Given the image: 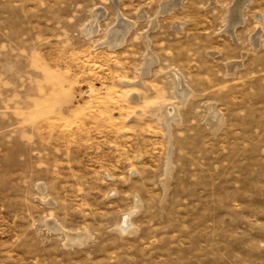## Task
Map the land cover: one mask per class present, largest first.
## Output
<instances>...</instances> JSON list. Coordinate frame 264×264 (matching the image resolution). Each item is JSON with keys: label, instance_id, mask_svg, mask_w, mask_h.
Masks as SVG:
<instances>
[{"label": "rangeland", "instance_id": "374dc122", "mask_svg": "<svg viewBox=\"0 0 264 264\" xmlns=\"http://www.w3.org/2000/svg\"><path fill=\"white\" fill-rule=\"evenodd\" d=\"M162 1L0 0V264H264V0H241L230 32L239 0L160 14ZM120 16L135 23L111 47ZM146 47L157 61L127 84ZM168 67L193 93L170 127L163 183Z\"/></svg>", "mask_w": 264, "mask_h": 264}, {"label": "bare ground", "instance_id": "6f19581e", "mask_svg": "<svg viewBox=\"0 0 264 264\" xmlns=\"http://www.w3.org/2000/svg\"><path fill=\"white\" fill-rule=\"evenodd\" d=\"M179 1L180 0L162 1V3H160V5H159L160 9H158L159 11L157 13H160V14L162 13L163 14V13H166V12L170 11L174 5L175 6L178 5ZM240 1L241 0L236 1V3L234 2L233 3L234 5L232 7H230L231 10H230V13H229L230 14L229 18L227 20L228 23L226 22L227 25H228L227 29H228L229 32L233 29V27L236 25V23L240 22V18H242L241 16H239V12H240V15H241V11H239V9H240V6L243 4V2L242 1L240 2ZM113 2H114V0H113ZM94 10H96V9H94ZM96 14L97 13H94V15H96ZM118 14H120V13H118ZM98 15H100V14H98ZM138 15L140 17H142L145 14L143 12H140ZM156 16L150 18V23L148 24L149 28H153V27L156 26V24H157V20H156L157 17ZM92 19H93V17H92ZM96 19L98 20V18H96ZM96 19H94V20H96ZM259 19H260V17H259ZM94 22L95 21H93V23ZM134 23H135L134 21L126 20V19H124V17L122 18L120 16L119 19H118V23L117 24L115 23L116 25L110 29V35H109V37H108V39L106 41L107 44L109 46H111V47L121 44V42L124 40V39H122L123 36H125L124 34L131 28L132 25H134ZM89 24H88L89 26L87 27V33H92L94 31V28L91 25V23H89ZM177 25H180V24L178 23ZM147 30H149V29H147ZM147 30H144L143 32L141 31L142 32L141 33V35H142L141 37H142L143 41L145 42V44L148 46V44H150L149 43L150 40H149V37L147 35V32H148ZM258 32H256V33L259 36ZM256 39L258 41V37ZM102 41H104V40H102ZM146 49H148V50L146 52H144L145 56H144V61H143V64L141 66V70H140V73H139V78L136 79V80H126V79L123 80L127 84L141 83L142 82V77L150 72L151 66L157 61L158 57L156 55H154L152 51L150 52L149 48L146 47ZM166 73L168 74V76L171 79L172 94L177 99V103H173V102L168 101V102L162 104V106L159 108V116L162 119V121L164 122L163 124L166 126V128L168 130V133H169L168 134L169 135L168 150H167V156H166V159H165L166 160V164H165V167H164L165 175H163L165 179H163V181H162L163 183H164V180L166 181L168 176L171 174L172 165H173V162H172V159H171V156H172V153H173V144L171 142V130H170V127H171L172 123H175V124L179 123V121L181 120V116H180V113H179V107L193 93L192 88L186 82V79L184 78L183 74L179 70H177L174 67H168L167 70H166ZM137 91L135 90L134 93H132L134 98H138V97H136V94L138 95ZM221 119L222 118H221L219 112L216 110L214 104L211 103V102L207 103L206 121L208 122L209 126H211V127L217 126V124L219 123V121ZM165 186H166V183H165ZM133 201H134L133 202V206L127 212H125V214H123L121 218H119L116 221L115 229H117V230H119L121 232L122 231H126L127 232L132 226H135L134 222H133V219H132L133 218L132 214L139 209V205L141 204L140 203L141 200H140L139 197L135 196V199ZM54 221L55 220H53V219L48 220V222L50 223L49 226H51V228L56 229V230H63V226L61 224H59V223L54 222ZM64 233H65V238H66L67 241L77 242V243H79V242L83 241L84 239H86L88 234H90L86 230L65 231Z\"/></svg>", "mask_w": 264, "mask_h": 264}]
</instances>
